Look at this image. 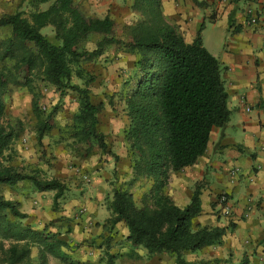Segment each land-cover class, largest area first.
Returning a JSON list of instances; mask_svg holds the SVG:
<instances>
[{"label":"trees","instance_id":"trees-1","mask_svg":"<svg viewBox=\"0 0 264 264\" xmlns=\"http://www.w3.org/2000/svg\"><path fill=\"white\" fill-rule=\"evenodd\" d=\"M46 4L45 8L41 5ZM32 11L0 16V28L9 36L0 40V119L4 116L1 93L9 85H30L34 75L53 85L60 97L68 90L78 94V107L71 117L67 135L79 153L88 156L95 146L106 150L105 135L98 128L100 105L93 103L89 84L94 77L82 66L85 56L92 58L113 44L133 54L135 83L126 94L130 118L126 138L141 151L138 172L151 176L153 183L142 204L137 205L127 189L113 187L108 201L110 225L124 222L129 255L139 258L159 253L173 256L176 264H187L182 255L222 241L228 226L192 227L191 219L201 211L200 186L195 184L190 202L180 207L164 193L169 171L193 165L205 152L212 127L224 128L230 116L228 94L221 76L220 61L202 44L199 26L194 40L186 42L161 14L157 0H133L140 19L124 27L122 38L114 33V20L87 14L76 0H30ZM51 26L57 42L41 29ZM99 36L94 49L84 42ZM8 61L11 65L8 66ZM73 77L82 85L73 82ZM36 139L52 128V111L43 114L33 103ZM21 119L7 118L0 123V185L29 182L36 190L54 191L53 204L66 189L59 178L41 179L20 170L10 160L12 144L23 131ZM15 199L0 194V264H47V256L67 259V243L45 227L33 228L21 221L28 214ZM4 240H9L7 245ZM264 243V239H263ZM37 258L32 259V247ZM109 255V262H112ZM236 264H248L240 261Z\"/></svg>","mask_w":264,"mask_h":264},{"label":"crops","instance_id":"crops-1","mask_svg":"<svg viewBox=\"0 0 264 264\" xmlns=\"http://www.w3.org/2000/svg\"><path fill=\"white\" fill-rule=\"evenodd\" d=\"M76 2L89 15L112 19L121 18V13L133 4V0ZM157 2L164 19L188 43L194 40L203 24L201 41L223 66L221 76L230 110L224 128L212 127L205 152L193 165L171 171L164 186L165 194L180 207L190 202L195 184L200 186L201 211L191 219L193 228L233 224L225 231L220 244L184 252L182 257L187 264H230L229 261L243 260L264 264V0ZM250 16L257 18L256 24L249 22ZM84 168L76 170L77 176L74 171L66 170L65 175H60L70 176L78 186L76 190H84L78 184V173L83 175ZM233 169H237V173L231 181ZM102 181L94 177L91 182L96 191L93 198L83 195L69 201V208L75 207L69 211L73 218L72 232L59 238L72 247L65 249V262L53 264H69L71 258L73 264H103L102 251H107L108 264H112L109 255L113 256V264L119 258L128 261L117 264H176L174 257L164 252L143 258L145 251L139 248V258L130 256L129 243L125 240L128 229L124 222L108 229L107 224L98 225L111 216L110 210L106 211L100 200L108 186ZM223 192L227 194L230 205V214L226 217L219 213L217 204V198ZM16 200L24 209L22 199ZM29 208L32 209L31 206ZM23 212L29 215L38 209ZM112 237L114 241L122 240L123 247L115 252L108 251L106 238L113 240ZM53 258L49 255L47 264H52Z\"/></svg>","mask_w":264,"mask_h":264},{"label":"rangeland","instance_id":"rangeland-1","mask_svg":"<svg viewBox=\"0 0 264 264\" xmlns=\"http://www.w3.org/2000/svg\"><path fill=\"white\" fill-rule=\"evenodd\" d=\"M40 7L45 8L46 4ZM32 10L30 0H0V16L16 11H21L28 16ZM120 16L121 18L118 17V19L113 18L114 33L118 38L123 37L126 25L140 19L139 13L134 11L132 6L129 7V10L123 11ZM41 33L45 34L50 41L57 42L51 26L42 28ZM9 34L8 27L0 28V40L8 37ZM99 38L97 35L91 36L84 42V47L87 50L94 49ZM134 59L135 56L124 51L121 45L113 44L105 47L100 54L92 58L85 56L81 61L84 69L94 77L89 84V90L93 103L100 105L98 128L104 133L107 145L104 151L95 146L88 156L79 153L78 146L73 144L69 136H61V133L67 135L71 117L77 110L79 101L77 93L68 90L65 95L60 97L53 85L45 82L37 75H34L30 85H9L3 90L1 99L4 103V116L0 119V123H4L7 118L17 117L22 120L24 126L23 131L12 144L11 162L20 170L33 173L38 178H59L66 187L54 205V191H44L39 194L40 191L36 190L29 182H21L11 186L0 185V194L5 198L22 199V204H24V209L21 205L22 211L30 210L31 212V210L38 209V212H31L21 223L29 224L33 228L45 227L49 232L55 233L58 238L64 234H69L72 232L73 224V218L70 217L69 211L75 207L69 208L68 203L72 199H77L78 196L80 198V196L85 195L93 198L96 193L91 183L94 177L100 181L103 180L102 183H108V190L102 192L103 195L100 199L105 205L106 211L109 210L108 201L111 198L113 187L117 186L127 189L137 205L142 204L153 180L151 176L138 172L136 161L141 159V151L139 152L132 146L131 138L125 137L130 125L125 100L130 87L135 83V79L130 80L131 75L136 71L133 67ZM7 65L10 66L11 62L8 61ZM73 82L82 85V81L77 77H73ZM34 102L43 114L51 111L53 113L52 128L42 138L41 143L37 141L34 131L36 123L33 111ZM81 168L85 169L83 173L85 176L78 173L80 178L78 184L84 187V190H76L78 187L76 182H73L72 178H69L70 176L62 177L60 174L65 175L64 171L66 170L74 171L77 176L76 170ZM170 172H168L165 185L168 182ZM163 191L165 193L164 187ZM34 199L36 202H32ZM30 206L32 209L29 208ZM101 224L105 226L107 224V229L114 226L108 223V218H104L103 222H98V225ZM106 239L108 251L115 252L123 247L121 246V239L116 241L113 237V240ZM3 242L7 245L9 240ZM68 247L72 246L67 245L66 249H69ZM141 249L144 251L143 248ZM31 252L32 259H36L38 253L35 246L32 247ZM102 252H104L103 264H108L105 255L107 251ZM52 260V264L65 262L56 257ZM70 261L69 264H73L72 258ZM126 261H128L126 258H119L115 264ZM229 262L235 264L240 261ZM255 262L248 261L250 264Z\"/></svg>","mask_w":264,"mask_h":264},{"label":"built area","instance_id":"built-area-1","mask_svg":"<svg viewBox=\"0 0 264 264\" xmlns=\"http://www.w3.org/2000/svg\"><path fill=\"white\" fill-rule=\"evenodd\" d=\"M249 14L252 15L251 13V10H249ZM249 22L251 24H256L257 23V18L255 16H250L249 18ZM237 173V169H233L231 171V181H233L235 175ZM217 204H218V207H219V213L226 217L230 214V205H229V198L227 196L226 193H221L219 194L218 198H217Z\"/></svg>","mask_w":264,"mask_h":264}]
</instances>
